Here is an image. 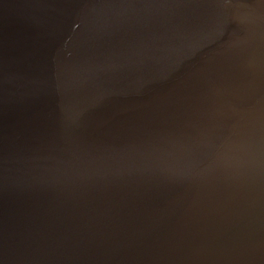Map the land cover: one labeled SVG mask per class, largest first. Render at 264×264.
<instances>
[{"label": "water", "instance_id": "water-1", "mask_svg": "<svg viewBox=\"0 0 264 264\" xmlns=\"http://www.w3.org/2000/svg\"><path fill=\"white\" fill-rule=\"evenodd\" d=\"M0 264H264V0H0Z\"/></svg>", "mask_w": 264, "mask_h": 264}]
</instances>
